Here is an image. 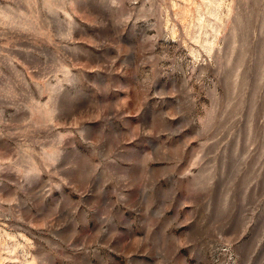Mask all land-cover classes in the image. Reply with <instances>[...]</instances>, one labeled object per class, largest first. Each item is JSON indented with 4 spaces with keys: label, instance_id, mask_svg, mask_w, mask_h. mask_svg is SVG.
Wrapping results in <instances>:
<instances>
[{
    "label": "rangeland",
    "instance_id": "rangeland-1",
    "mask_svg": "<svg viewBox=\"0 0 264 264\" xmlns=\"http://www.w3.org/2000/svg\"><path fill=\"white\" fill-rule=\"evenodd\" d=\"M0 264H264V0H0Z\"/></svg>",
    "mask_w": 264,
    "mask_h": 264
}]
</instances>
